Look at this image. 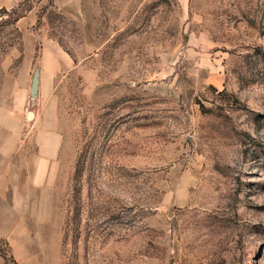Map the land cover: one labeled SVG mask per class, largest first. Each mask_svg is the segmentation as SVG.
I'll return each instance as SVG.
<instances>
[{"label": "rangeland", "instance_id": "obj_1", "mask_svg": "<svg viewBox=\"0 0 264 264\" xmlns=\"http://www.w3.org/2000/svg\"><path fill=\"white\" fill-rule=\"evenodd\" d=\"M0 150L5 264H264V0H0Z\"/></svg>", "mask_w": 264, "mask_h": 264}, {"label": "crops", "instance_id": "obj_2", "mask_svg": "<svg viewBox=\"0 0 264 264\" xmlns=\"http://www.w3.org/2000/svg\"><path fill=\"white\" fill-rule=\"evenodd\" d=\"M41 83V72H39V88ZM16 151L14 150H0V215L3 213L9 212L11 210L14 211V206H8V199L10 197V202H18L22 203L23 198L26 195V191L23 186V172L25 170V164L23 161H19L16 158V162L12 160L13 155H15ZM21 153H18L20 155ZM22 155V154H21ZM31 162L29 163V170H31L30 166ZM18 172L20 177V184L22 187L19 189L18 192H12L10 189L13 188L14 190V178L10 181L11 172ZM14 177V176H13ZM10 204V203H9ZM21 211V210H19ZM22 212V211H21ZM0 264H5L4 258L0 255Z\"/></svg>", "mask_w": 264, "mask_h": 264}, {"label": "water", "instance_id": "obj_3", "mask_svg": "<svg viewBox=\"0 0 264 264\" xmlns=\"http://www.w3.org/2000/svg\"><path fill=\"white\" fill-rule=\"evenodd\" d=\"M39 88V68H36L32 76L30 91L32 94H37ZM28 117H32V112H28Z\"/></svg>", "mask_w": 264, "mask_h": 264}, {"label": "trees", "instance_id": "obj_4", "mask_svg": "<svg viewBox=\"0 0 264 264\" xmlns=\"http://www.w3.org/2000/svg\"><path fill=\"white\" fill-rule=\"evenodd\" d=\"M0 255H2V256H3V258H4V261H5V263H6V261L8 260V258H7V256H6V254L0 250ZM9 256H10L11 258H13V257H12V255H11L10 253H9Z\"/></svg>", "mask_w": 264, "mask_h": 264}, {"label": "bare ground", "instance_id": "obj_5", "mask_svg": "<svg viewBox=\"0 0 264 264\" xmlns=\"http://www.w3.org/2000/svg\"><path fill=\"white\" fill-rule=\"evenodd\" d=\"M33 115V114H32Z\"/></svg>", "mask_w": 264, "mask_h": 264}]
</instances>
